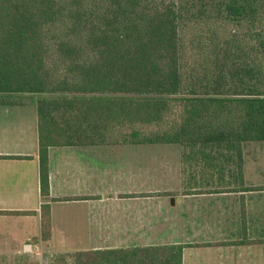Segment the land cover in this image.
<instances>
[{"label": "trees", "instance_id": "trees-1", "mask_svg": "<svg viewBox=\"0 0 264 264\" xmlns=\"http://www.w3.org/2000/svg\"><path fill=\"white\" fill-rule=\"evenodd\" d=\"M22 104L38 115L44 198L49 148L87 145H177L184 164L234 177L225 192L257 190L244 179L247 146L264 145V0H0V105ZM51 238L45 203L30 242ZM185 248L78 250L50 264H183Z\"/></svg>", "mask_w": 264, "mask_h": 264}, {"label": "crops", "instance_id": "crops-1", "mask_svg": "<svg viewBox=\"0 0 264 264\" xmlns=\"http://www.w3.org/2000/svg\"><path fill=\"white\" fill-rule=\"evenodd\" d=\"M160 147L181 152L175 167L146 160L147 149ZM253 148L260 154L246 155L244 181L257 190L225 192L234 177L184 164L177 145L51 147L50 195L44 198L36 108L0 105V212L33 213L0 219L21 224L25 232L14 245L25 250L40 236L41 207L48 203L52 238L41 245L74 232L84 236L87 250L185 245L183 264H264V146ZM207 184L219 191H202ZM66 198L79 199L58 200ZM219 242L230 244L201 246Z\"/></svg>", "mask_w": 264, "mask_h": 264}, {"label": "rangeland", "instance_id": "rangeland-1", "mask_svg": "<svg viewBox=\"0 0 264 264\" xmlns=\"http://www.w3.org/2000/svg\"><path fill=\"white\" fill-rule=\"evenodd\" d=\"M249 147L247 154H260L259 152H254V144L248 145ZM264 146V145H262ZM146 155V160H158V161H166L163 162L162 167H175V162L181 154L178 150H171V148L163 147L157 150H154V148L147 149L144 153ZM264 154V152H263ZM158 157V158H154ZM169 162H172L171 165ZM179 163V161H178ZM178 168V164L176 166ZM173 175V174H172ZM171 175V176H172ZM165 189L164 185L161 187ZM15 220H11L8 224L5 223L2 219H0V230L7 232L9 235H5V233L2 232L0 234V239H4L2 243H0V264H21L22 262H30V263H38V264H50L51 262V255L53 253H58L61 251H67V253L73 252L74 250H87L90 248H84V244L87 242L84 236L80 235L79 233L70 232L69 234H62L57 233L54 240L48 244L41 245V242L37 244H33L30 241L27 242V246H30V249L25 250L24 247H15L14 243L17 240V237L19 234H23L25 232V229L20 227V225L17 226L15 223ZM32 226H30V229L32 230ZM11 237V238H10ZM11 239L12 242L6 241V239Z\"/></svg>", "mask_w": 264, "mask_h": 264}, {"label": "water", "instance_id": "water-1", "mask_svg": "<svg viewBox=\"0 0 264 264\" xmlns=\"http://www.w3.org/2000/svg\"><path fill=\"white\" fill-rule=\"evenodd\" d=\"M26 249H30V246H27V248Z\"/></svg>", "mask_w": 264, "mask_h": 264}]
</instances>
